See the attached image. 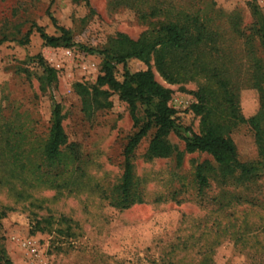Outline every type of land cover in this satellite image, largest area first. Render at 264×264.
<instances>
[{"label":"rangeland","instance_id":"1","mask_svg":"<svg viewBox=\"0 0 264 264\" xmlns=\"http://www.w3.org/2000/svg\"><path fill=\"white\" fill-rule=\"evenodd\" d=\"M250 2L0 0V211L7 212L0 220V254L12 264H264V168L247 185L225 187L212 179L201 192L197 166L218 163L185 152L174 132L168 136L174 152L149 158L153 129L132 162L143 200L116 206L125 146L138 127L117 93L110 92L108 106L91 110L79 93L80 85H97L104 63L85 47L101 50L119 33L138 39L164 23L197 21L204 33L199 45L165 51L174 80L153 58L155 77L172 90L170 105L182 125L203 131L204 116L190 107L205 91L208 119L223 126L238 158L260 161L254 131L231 117L219 82L234 87L246 118L259 111L253 73L264 48L253 31ZM256 2L264 13V0ZM38 27L53 36L64 27L75 44L49 46ZM38 55L54 69L51 85ZM127 62L133 72L149 68L139 59ZM117 69L122 74L124 66ZM54 103L70 146L52 165L43 147ZM138 115L143 121L142 108Z\"/></svg>","mask_w":264,"mask_h":264},{"label":"trees","instance_id":"2","mask_svg":"<svg viewBox=\"0 0 264 264\" xmlns=\"http://www.w3.org/2000/svg\"><path fill=\"white\" fill-rule=\"evenodd\" d=\"M250 6L256 19L253 31L264 48V13L256 0H251ZM54 22H56L55 18ZM192 26L195 31L192 30ZM59 30L61 35L53 36L38 27V31L47 45L53 47L73 46L75 43L69 30L64 27H59ZM203 38V28L197 21L190 25L169 22L162 24L156 30L144 33L138 39H132L119 33L104 49L85 47L88 52L101 55L104 62L97 85L92 89L82 85L79 87L85 110L108 106L110 92L117 93L120 99L130 107L135 125L138 127V130L129 137L125 146L124 173L116 188L114 205L127 208L143 200L141 194L134 188V164L132 162L139 144L153 129H155V134L147 152L149 158L167 157L174 152V148L168 140V136L174 132L185 142V152L205 153L212 156L218 163L217 167L210 162L197 166L195 177L201 192L211 186L212 179L218 180L219 184L225 187L238 188L254 182L261 176L264 168V56L255 60L253 73V87L259 94L260 108L255 115L246 118L241 112L239 97L234 87L228 80L219 81L223 92L222 99L229 109L231 117L237 123L249 125L255 133L259 156L262 159L253 162H243L239 159L236 146L233 140L225 135L223 126L208 119L210 110L207 108L208 98L205 91L200 90L197 93L199 101L190 107L195 114L204 116L203 131L195 133L182 125L178 120V111L170 105L172 90L157 81L151 68V60L154 58L162 75L173 81L165 51L168 49L189 50L199 45ZM37 58L47 73V84L51 85L55 77L54 69L45 63L41 55H38ZM130 59H139L149 68L133 72L126 67L127 61ZM121 64L124 66V71L119 74L117 67ZM140 108L144 113L143 121L138 115ZM63 119L61 106L54 103L49 134L43 147L45 161L52 165L61 160L63 148L70 146L68 135L63 126ZM6 215V211H0V220ZM4 253L3 251L0 254V264H12Z\"/></svg>","mask_w":264,"mask_h":264}]
</instances>
